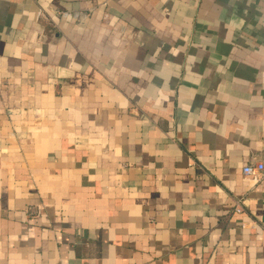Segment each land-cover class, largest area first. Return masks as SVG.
<instances>
[{
    "label": "crops",
    "instance_id": "obj_1",
    "mask_svg": "<svg viewBox=\"0 0 264 264\" xmlns=\"http://www.w3.org/2000/svg\"><path fill=\"white\" fill-rule=\"evenodd\" d=\"M253 163L264 0H0V264H264Z\"/></svg>",
    "mask_w": 264,
    "mask_h": 264
},
{
    "label": "built area",
    "instance_id": "obj_2",
    "mask_svg": "<svg viewBox=\"0 0 264 264\" xmlns=\"http://www.w3.org/2000/svg\"><path fill=\"white\" fill-rule=\"evenodd\" d=\"M242 174L251 182L258 183L264 178V165L262 163L249 164L242 169ZM233 213L237 215L244 213L243 201L241 199L235 200Z\"/></svg>",
    "mask_w": 264,
    "mask_h": 264
}]
</instances>
